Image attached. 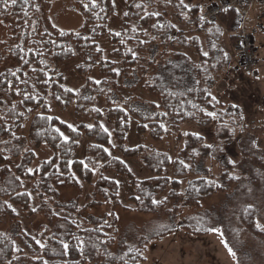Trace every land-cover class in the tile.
<instances>
[{"label":"trees","instance_id":"16d2710c","mask_svg":"<svg viewBox=\"0 0 264 264\" xmlns=\"http://www.w3.org/2000/svg\"><path fill=\"white\" fill-rule=\"evenodd\" d=\"M52 1L0 0V23L8 27L0 41V60L5 62L0 69V219L9 222L0 228V264H141L146 244L177 227L193 235L209 233L217 215L201 211L176 222L178 207L170 206L171 201L199 209L203 199L236 187L242 179L258 185L264 170V158L244 152L238 164L250 161L257 170L232 173L237 163H230L223 143L237 131L252 135L258 126L246 122L242 107L223 102L215 90L220 74L231 65L222 37L226 34L234 52L241 49L243 7L231 6L209 21L201 15L200 0H131L121 25L113 29V0H75L81 24L62 30L50 22ZM170 7L176 21L189 26L188 34L170 21ZM74 59L75 72L85 77L76 89L65 83L60 69ZM137 89L152 99L143 101L133 94ZM100 100L102 108L97 107ZM51 106L61 111L72 107L85 121L68 124ZM104 115L110 129L102 123ZM132 116L138 134L150 140L170 134L181 140L176 157L142 144L126 147ZM185 121L213 125L214 141L182 132ZM83 138V157L76 158ZM42 145L52 155L31 169ZM125 159L137 160L146 174L135 175ZM208 159L215 161L216 173L207 166ZM107 172L124 177L131 188L132 207L123 208L163 212L168 225L127 242L118 239L113 211L87 213L89 206L101 203L97 194L104 202L119 204L120 185ZM80 181L92 188L84 204L78 198L58 200L59 188L79 186ZM20 212H41L46 222L27 233ZM237 218L250 234L264 237L255 206H238Z\"/></svg>","mask_w":264,"mask_h":264},{"label":"rangeland","instance_id":"374dc122","mask_svg":"<svg viewBox=\"0 0 264 264\" xmlns=\"http://www.w3.org/2000/svg\"><path fill=\"white\" fill-rule=\"evenodd\" d=\"M75 0H53L49 12L50 22L53 26L62 29H76L81 24V17ZM115 4V12L110 17L109 26L118 29L122 23V13L127 9V5L131 0H113ZM206 1V0H205ZM204 0H200L202 12L205 9ZM204 7V8H203ZM156 10H160L157 6ZM170 21H174L185 29L186 34L189 26L182 25L173 17L172 7L167 10ZM259 13V11H258ZM256 14V11H255ZM8 33L6 24L0 23V41H2ZM262 36V48L258 49V60L255 68L251 71L244 70L240 65L239 53L233 51L230 46L226 34L222 37L221 45L231 55V65L225 68L220 74V81L216 84V94L221 95L223 102L232 101L242 107L244 111L245 121H253V125L258 128L253 131L252 135H243L237 131L231 140H225L223 143V152L226 157L233 163L235 175H242L244 172L257 170L258 166L250 161L238 164L241 154L245 152L247 155L255 154L264 158V32H260ZM102 47H107L106 40L100 41ZM0 46V58L2 57ZM77 60L66 62L60 69L65 73V83L76 89L85 77L75 72L74 66ZM5 64L4 60H0V69ZM219 80V78H218ZM227 85L226 90L223 89ZM223 89V90H222ZM134 95L141 97L143 101H149L152 97L143 93L141 89L134 90ZM149 99V100H148ZM97 107L102 108L103 102L100 100ZM54 115L68 124L75 125L83 120L80 115H75L72 107L66 111L58 110L51 106ZM103 125L106 129L111 128V122L107 116L103 117ZM135 117H130L129 130L125 138V146L133 147L138 144L146 145L152 149L166 152L171 158L176 157L178 150L182 146L181 140L175 135H166L159 141L150 140L146 135L138 134L135 129L137 124ZM182 132H190L204 137L205 142L212 143L215 138L214 126H200L192 121H185L180 124ZM23 133H26L24 128ZM242 134V135H241ZM86 140L80 141L76 158H82L84 152V144ZM31 145V144H30ZM52 155L51 149L47 145H42L36 150V158L32 164L35 167L41 160L47 159ZM13 161V160H12ZM131 170L137 176L146 174L145 168L137 160L125 159ZM15 161L10 163H14ZM207 166L210 171L216 173L217 165L214 160L208 159ZM110 178H115L120 187L118 191L119 204L112 205L104 202L103 198L96 195L95 199L100 204L91 205L86 209L90 215L99 216L104 213L113 211L117 217V236L118 239L123 238L127 242H135L141 236H147L157 230L168 225V216L163 212L142 213L125 209L131 208L132 203L128 201L131 194L126 179L120 175L107 172ZM188 178V177H187ZM187 178L182 179L185 183ZM92 190L90 185L80 181L79 186H65L59 188L60 202H69L78 198L80 205L84 204V196ZM36 200L33 199V205ZM242 204L255 206L256 221L259 225L264 226V170L258 185H252L242 179L239 184L231 189L212 195L201 201V207L195 209L192 207H183L178 201L172 200L170 206H177L178 212L175 221L182 218L195 215L201 211L218 216V219L212 222V229L219 231H210L205 235H193L182 228H175L171 233L149 241L146 244L145 260L141 264H264V237H257L250 234L239 223L237 218V207ZM20 221L27 233H32L40 223L46 222V218L41 212H36L32 216H26L20 212ZM9 225V222L0 219V228ZM113 250L116 249L114 246ZM229 249L234 255L229 253ZM85 264H93L87 262Z\"/></svg>","mask_w":264,"mask_h":264},{"label":"built area","instance_id":"2783aa9c","mask_svg":"<svg viewBox=\"0 0 264 264\" xmlns=\"http://www.w3.org/2000/svg\"><path fill=\"white\" fill-rule=\"evenodd\" d=\"M253 3H259L261 6V18L264 22V0H217L211 2L206 10L203 12V17L209 21L216 18L221 11L236 5H246L247 8ZM245 13L241 22V50H240V64L246 70H251L255 65V46L251 34L244 27Z\"/></svg>","mask_w":264,"mask_h":264},{"label":"crops","instance_id":"0c3cea01","mask_svg":"<svg viewBox=\"0 0 264 264\" xmlns=\"http://www.w3.org/2000/svg\"><path fill=\"white\" fill-rule=\"evenodd\" d=\"M211 1H214V0H206L204 2V4H206L204 7H206L208 3H210ZM255 11H256V14H255ZM246 22H247L246 27L248 28V30L252 32L253 37L255 38V44L257 46V52H258V49L262 48L263 46L261 42L262 36L260 37V34H261L260 32L262 31L264 32V25L259 19V13H257V5H253L250 8L248 15L246 17Z\"/></svg>","mask_w":264,"mask_h":264},{"label":"snow or ice","instance_id":"6c2138e0","mask_svg":"<svg viewBox=\"0 0 264 264\" xmlns=\"http://www.w3.org/2000/svg\"><path fill=\"white\" fill-rule=\"evenodd\" d=\"M15 2V0H13V3ZM181 2L183 3V0H181ZM69 91H71L70 89H69ZM69 127L71 128L72 126L71 125H69ZM101 127H103V125H101ZM74 130V129H73ZM106 130V129H105ZM230 163H231V161H230ZM233 179L235 178V177H232ZM153 203H156V201H153ZM210 231H216V232H218L219 230L218 229H209ZM64 248L65 249H67L68 248V245L67 244H65L64 245ZM229 253L231 254V255H234V253H232L231 252V250L229 249Z\"/></svg>","mask_w":264,"mask_h":264}]
</instances>
